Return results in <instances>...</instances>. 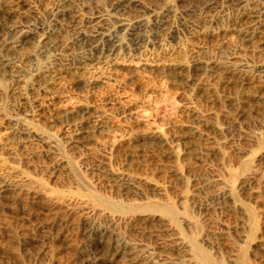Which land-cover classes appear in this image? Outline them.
<instances>
[{
	"label": "rangeland",
	"instance_id": "1",
	"mask_svg": "<svg viewBox=\"0 0 264 264\" xmlns=\"http://www.w3.org/2000/svg\"><path fill=\"white\" fill-rule=\"evenodd\" d=\"M0 264H264V0H0Z\"/></svg>",
	"mask_w": 264,
	"mask_h": 264
}]
</instances>
